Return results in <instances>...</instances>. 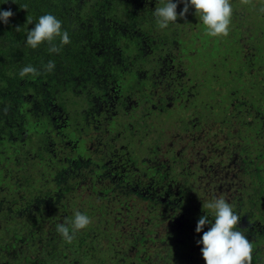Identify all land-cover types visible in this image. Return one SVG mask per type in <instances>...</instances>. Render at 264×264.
I'll return each instance as SVG.
<instances>
[{
  "label": "trees",
  "instance_id": "16d2710c",
  "mask_svg": "<svg viewBox=\"0 0 264 264\" xmlns=\"http://www.w3.org/2000/svg\"><path fill=\"white\" fill-rule=\"evenodd\" d=\"M233 1L229 27L234 33L223 37L238 52L236 57L213 45L222 36L207 35L200 19L195 23L194 7L186 15L190 18H179L182 3L178 20L161 29L153 15L156 6H163L159 0H0V10L14 13L8 24L0 21V264H200L203 245H197L199 235L187 223L190 215L174 220L178 203L172 201V191L182 188L177 180L186 175L176 167L186 160L193 171L206 173L203 179L217 178L216 185L224 179L233 182L225 196L242 198L230 203L246 205L239 223H252L247 232L252 264L264 263V65L251 61L254 50L263 59L264 34L258 38L255 26L261 25L251 15L235 20L241 15L238 6H248ZM45 14L54 15L68 32L71 42L59 53H50L46 42L36 49L26 45L27 31ZM244 26L251 29L244 31ZM242 33H247L246 46ZM209 47H217L212 55L243 65L244 74H232L233 65H226L222 79L216 72L219 65H196L187 72L189 51L203 53ZM245 48H252V54L244 53L241 62ZM49 61L55 68L45 72ZM28 65L40 74L21 78L20 70ZM138 74L145 76L137 85L145 87L143 95L155 116L144 126V137L145 123L140 121L130 123L126 139L121 132L108 138L103 136L106 130L97 132L94 136L101 134L106 142L104 155L84 128L96 125L99 115L105 119L107 106L95 100L111 84L125 90L137 87ZM207 78L210 83L204 82ZM159 85L158 95H150ZM167 91L174 94L170 101L163 97ZM173 109L175 115L166 117ZM152 129L158 138L145 144ZM113 138L122 143L118 155ZM141 150L146 152L143 160ZM253 151L263 162L253 163ZM104 158L111 160L110 166ZM189 175L195 189L200 178ZM139 205L146 208L141 219L133 213ZM202 209L191 222L206 213ZM76 211L91 223L67 243L56 226L74 219ZM110 212L115 225H105ZM206 216L214 222V214ZM133 217L135 223L129 222ZM98 247L104 248V257L94 254Z\"/></svg>",
  "mask_w": 264,
  "mask_h": 264
},
{
  "label": "rangeland",
  "instance_id": "374dc122",
  "mask_svg": "<svg viewBox=\"0 0 264 264\" xmlns=\"http://www.w3.org/2000/svg\"><path fill=\"white\" fill-rule=\"evenodd\" d=\"M233 3L236 4L235 6H238L240 3H242V0H234ZM230 4L232 6L231 0H230ZM245 4L248 6L247 8L242 7L241 5L238 6V8L240 10L239 15L240 14L241 15L236 16L235 20L241 21L244 19V17L242 15H246V14L251 15L250 17H254L257 20V22L261 25V27L255 26V29L257 31H259L258 33H256V35H258V38L262 37L261 34H264V32L262 31V30H264V28H262L263 21H262L261 16H263L264 13H261L259 11V9L261 6H264V0H249V2L245 3ZM186 17L190 18L189 16H186ZM198 19L199 18H194L195 23L198 21ZM236 25L241 26L242 24L236 23ZM183 28H185V26H183ZM250 29H251V27L244 26V31H249ZM232 30L233 29L231 27L230 35L232 33H234V31H232ZM261 31L263 33H261ZM246 36H247V33L241 34L240 39L243 41L242 46L247 45L244 42V39L246 38ZM256 40L257 39L255 38V41ZM234 43H235V41L233 43H231L232 47H233ZM213 45L220 47L221 51H222V48H223V50L226 49V50L232 51V56H235V57L238 53V52H234V49L233 48L231 49L227 45V41H225V38L223 36H222V42L215 41ZM253 45L255 47H258L254 43H253ZM249 46H252V44H250ZM217 47H214L213 49H215ZM213 49L209 47V48L205 49L203 51V53H199V52L198 53L194 52L193 54L188 53V55L185 56L186 65H184L187 72L189 70V65H193V66H196V65H217V67L219 65L218 68L216 67L217 68L216 72H217V75L219 76V78L222 79L225 76V70L227 68L226 65L228 67H232V65H233V67L231 68L232 74H244L245 67L243 65H235L234 60L231 62H228V61L222 60L221 59L222 57L220 55H216V56L212 55L211 51ZM244 53H246L247 56L251 55L252 54V48H250L249 50H246V48H245L244 52L241 53V55L239 57V61H241V62L245 61ZM259 55H260V52H257L254 50V55L251 57V61L253 62L252 65H264V63H262V62H264V54H263V59L261 58L262 60L260 59ZM211 58H213V60H211ZM147 66H149V65H147ZM207 70L210 72L211 68H207ZM214 74H215V72H214ZM95 75L100 76L103 74L102 73H95ZM205 75L207 76L208 74H205ZM256 75L259 77L258 74H256ZM149 76H151V74H149ZM211 77H212V75H211ZM143 78H145L144 75L138 74L137 80L135 83H139ZM209 79L210 78H207L204 82L210 83ZM158 87H160V85L155 86L153 89H151L152 95H155V96L158 95V92H156V90H155V88L159 89ZM106 89H108V93H107ZM106 89H105L104 93L101 95V97H97L95 100L97 105H101L102 102L105 100V97L108 95L107 96V100H108L107 108L108 109L106 108V110L104 111L105 112V119L102 120L104 118V116L99 115L100 121L96 122V125L91 123V124H88L86 127H84L86 129L85 134L89 133V135H92V137L95 138V141L99 144V146H101V148H102L101 152L104 155L107 154L106 142L103 140V137L101 136V134L97 137L94 136L97 132L101 133L100 132L101 129L106 130V133L103 135L104 138H108L107 135L108 136L109 135L114 136V135H117L116 132H121L122 137L125 136V139H126L127 133L130 131V129L132 127L130 125V123H137V124L145 123V124H141V127H142L141 134L144 137V133H143L144 126H146V128H147L148 125H151V123H152L151 119L153 116H155V113L152 111L153 109H152L151 102L148 101L147 99H145V96L143 95V92H144L143 89L139 90L135 86L130 88L129 90H125V89H121L120 87H117V91H115V92L110 91L109 88H106ZM94 90L95 89H92V91H94ZM167 93H168L166 95L167 97H171V95H174L168 91H167ZM197 96H199V94H197ZM150 98H152V97H150ZM171 99H172V97L169 98L168 100L170 101ZM188 100L191 101V99H188ZM218 100L219 99L216 97L213 101L218 102ZM197 102H200V101H194V104H196ZM161 104L163 106L162 108H164L166 106L164 104V102H161ZM162 108H158V111H163ZM166 111L164 110L163 113H166ZM174 113H176V110H174V109L169 110L166 117H168V116L172 117L175 115ZM111 114L114 115L112 123H111L112 125H110L108 123V120L111 118V116H110ZM159 118L161 119V117H159ZM102 121H103V123H102ZM137 121H140L141 123H138ZM124 126H127V129H125ZM92 131H93V133H92ZM147 135L148 136L144 139L145 144H152L153 141L158 138L157 137L158 132H153V129H152V131H148ZM36 136L39 137V134H37ZM112 143H113V150H115V154L117 153V155H118L119 150L121 149L120 147L122 146L121 145L122 143L118 139H115V138H113ZM92 148H94V145L89 146V149H92ZM108 151L111 152L110 149ZM115 154L113 153V155H115ZM167 154H168V152H167ZM139 155H140L139 158L141 160H143L144 157H146V152L143 153V151L141 150ZM250 157H251L254 164H256L257 162H259V163L263 162V159H261L263 157L256 158V152H254V151L251 153ZM103 160L106 163L105 164L106 166H110L111 160L109 158H104ZM137 165H139V164L137 163ZM176 168H177L176 170L178 172H180V173L185 172L186 175H185L184 179L179 178L177 180L178 183L181 184L182 188L179 189L178 192H176L175 190L172 191L173 192L172 201L178 203L177 209H176L177 212L174 216L175 221L178 219H181L183 216L190 215V218H189L190 222H187V223H189V226H192L191 230L194 231L196 228L195 224H197V223L191 222V221H193L200 214L201 211L199 209L206 208V207H204V205H206L208 202L212 201L215 198L225 199L226 202H228L232 206V208L234 209V213L237 215L240 214L242 212V210H245L246 205H244L243 203H241L240 206L236 205L234 203H230L236 199H237V201H238V199L239 200L242 199L238 193H237L238 197L233 198V199H232V197H233L232 194L229 196V198L227 196H225L227 193L231 192V191L227 192L225 190L226 187L232 188L233 182L224 179L223 181H221V183L219 185H216V182L219 181V180H217V178H215L214 180H212L210 177L203 179V173L204 174H206V173L204 171H202V172L193 171L192 164L190 162H188L187 160H186V162L182 163V166H177ZM188 172L194 173V178H200L196 182L195 189H194L193 184H192L193 179L190 177ZM242 183L245 185L247 183V181H243ZM81 197H84V196H81ZM167 198H168V195H167ZM164 200H166V199H164ZM178 201H182V203L179 204ZM108 203L110 204L111 202L108 201ZM114 208L116 209L115 206H114ZM121 208H123V206H121ZM139 209H144V211L139 212L138 211ZM133 210H134V212H133L134 217H138L139 219H141V216H144L146 213V208L143 205H139L137 208H135ZM112 212L109 213L108 219H110V220L107 223H105V225L115 220V219L111 220L115 217L114 216L115 213L113 214ZM203 214L209 215V214H213V212L210 209H208V210L205 209V210H203ZM95 215H97V213ZM134 217L132 219H129V218H127V219L129 220V222L135 223ZM112 224L115 225L114 222H112ZM239 225H240V223H239ZM240 226L243 227V230H240L238 228H236L235 230L241 231L244 234H246L247 231H246L244 224H241ZM209 227H210V224L206 225L204 228V231H207ZM110 229L113 230L114 227H112ZM197 234L199 235L198 238L200 239L203 235V232L197 233ZM100 247H102V246H100ZM103 249L104 248L98 247L96 250V253H94V254L96 256L104 257L106 255V252H104ZM204 263H205L204 260H202L200 264H204ZM85 264H91V263H89V261H86Z\"/></svg>",
  "mask_w": 264,
  "mask_h": 264
},
{
  "label": "clouds",
  "instance_id": "9594fccd",
  "mask_svg": "<svg viewBox=\"0 0 264 264\" xmlns=\"http://www.w3.org/2000/svg\"><path fill=\"white\" fill-rule=\"evenodd\" d=\"M14 3V0H12ZM163 6H156L153 15L159 28L164 29L169 23H175L178 19L177 7L180 3L184 5L179 12V18L183 19L189 12L190 7L195 8V15L202 20L207 28V35L212 37L228 36L230 31L233 8L230 0H159ZM249 0H242L248 3ZM27 10V6L24 8ZM259 11L264 13V6ZM14 13L9 10H0V21L8 24ZM28 24H32L27 19ZM16 31L21 30L20 26L15 27ZM46 42L50 53H59L64 45L69 44L70 38L67 31H62V22L52 14H45L39 17L34 27L27 31L26 45L36 49L41 43ZM55 68L54 61H49L43 66L45 72H52ZM28 74L33 76L40 73L31 65L23 67L19 76L21 78ZM6 112L7 109L5 108ZM212 210L214 223H210L206 215L201 216L196 224V233L203 232L202 237L196 241L197 245H203L201 254L205 264H252L253 245L247 236L235 230L240 222V217L234 213L232 206L223 198H215L204 205ZM91 223L90 217L76 211L74 219L66 224H58L57 232L67 242L71 243L75 233L85 229ZM204 231L206 225H209Z\"/></svg>",
  "mask_w": 264,
  "mask_h": 264
},
{
  "label": "flooded vegetation",
  "instance_id": "af4514ba",
  "mask_svg": "<svg viewBox=\"0 0 264 264\" xmlns=\"http://www.w3.org/2000/svg\"><path fill=\"white\" fill-rule=\"evenodd\" d=\"M226 41H227V39H226ZM189 53H191V51H189ZM184 65H186V60L184 61ZM123 67H125V66H123ZM194 66L193 65H189V70L191 71L192 70V68H193ZM185 68V67H184ZM253 69H255V68H253ZM230 70V69H229ZM248 69H246V71H247ZM249 71H251V70H248L247 72H249ZM252 72H254V71H252ZM255 74H258L259 75V71L258 72H256ZM137 77V76H136ZM145 77V76H144ZM148 78H149V76H147ZM157 77H158V79L160 78V76H159V74H157ZM136 80H137V78H136ZM136 80H135V82H136ZM136 85H137V83H136ZM137 87H138V85H137ZM108 88L110 89V91H112V92H115V91H117V87H113V85L111 84V85H109L108 86ZM138 89L139 90H142V87L141 88H139L138 87ZM143 89H144V91L146 90L145 89V87H143ZM147 94H149V93H147ZM150 95H152L151 94V90H150ZM149 95V96H150ZM159 96H161V94H159ZM164 97H167V96H164ZM148 100V99H147ZM149 101V100H148ZM107 103L108 102H106L105 100L102 102V104H101V106H107ZM153 106V105H152ZM242 224V223H241ZM244 226H245V228H246V231L249 233V235H250V231L252 230V228H253V226H252V223H249V222H247V224L244 222ZM238 229H240V230H243L242 228H240V225H239V227H237ZM248 233H246L245 235L246 236H248V238H249V235H248ZM262 264H264V263H262Z\"/></svg>",
  "mask_w": 264,
  "mask_h": 264
}]
</instances>
